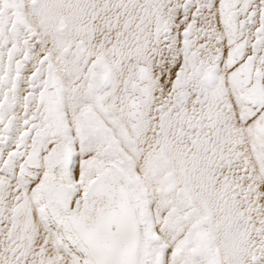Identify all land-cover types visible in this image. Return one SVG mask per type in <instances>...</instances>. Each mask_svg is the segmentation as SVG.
Instances as JSON below:
<instances>
[{
  "label": "snow or ice",
  "instance_id": "6c2138e0",
  "mask_svg": "<svg viewBox=\"0 0 264 264\" xmlns=\"http://www.w3.org/2000/svg\"><path fill=\"white\" fill-rule=\"evenodd\" d=\"M0 264H264V0H0Z\"/></svg>",
  "mask_w": 264,
  "mask_h": 264
}]
</instances>
